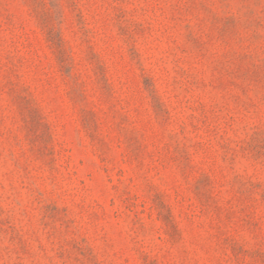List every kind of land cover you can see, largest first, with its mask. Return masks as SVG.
<instances>
[{
    "label": "rangeland",
    "instance_id": "obj_1",
    "mask_svg": "<svg viewBox=\"0 0 264 264\" xmlns=\"http://www.w3.org/2000/svg\"><path fill=\"white\" fill-rule=\"evenodd\" d=\"M0 264H264V0H0Z\"/></svg>",
    "mask_w": 264,
    "mask_h": 264
}]
</instances>
